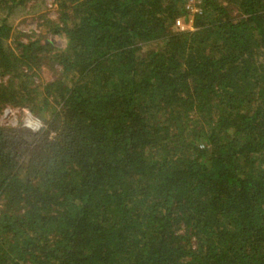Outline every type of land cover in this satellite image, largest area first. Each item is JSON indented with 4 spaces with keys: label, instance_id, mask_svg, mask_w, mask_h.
<instances>
[{
    "label": "trees",
    "instance_id": "obj_1",
    "mask_svg": "<svg viewBox=\"0 0 264 264\" xmlns=\"http://www.w3.org/2000/svg\"><path fill=\"white\" fill-rule=\"evenodd\" d=\"M36 1L0 0V117L46 127L0 124V264H264V0H53L65 47H11Z\"/></svg>",
    "mask_w": 264,
    "mask_h": 264
},
{
    "label": "rangeland",
    "instance_id": "obj_2",
    "mask_svg": "<svg viewBox=\"0 0 264 264\" xmlns=\"http://www.w3.org/2000/svg\"><path fill=\"white\" fill-rule=\"evenodd\" d=\"M29 6L30 8L17 10L10 18L9 21L12 32L7 43L14 48L15 41L26 43L29 40L34 41L38 37H41L42 39L51 42L57 49H63L66 45L65 39L50 32L49 27L46 25L47 21L57 20V5L53 0H37L35 3L31 2ZM193 9L195 10V8ZM190 18L193 21L192 15H190ZM44 76L46 80H53L58 74L55 75L47 70ZM7 108L12 109L13 115L6 120H3V114L1 115L0 124L3 127L24 129L33 134L43 133L44 130L34 132L24 127L26 114L31 113L28 109L14 107ZM45 128L43 127V129Z\"/></svg>",
    "mask_w": 264,
    "mask_h": 264
},
{
    "label": "built area",
    "instance_id": "obj_3",
    "mask_svg": "<svg viewBox=\"0 0 264 264\" xmlns=\"http://www.w3.org/2000/svg\"><path fill=\"white\" fill-rule=\"evenodd\" d=\"M186 10L194 17L195 15L202 14V0H184ZM195 8V10L193 9ZM13 115L12 109L6 108L3 111L2 119L6 120ZM24 127L31 131H42L43 127L45 128V124L39 119L35 118L31 113H27L25 117Z\"/></svg>",
    "mask_w": 264,
    "mask_h": 264
}]
</instances>
